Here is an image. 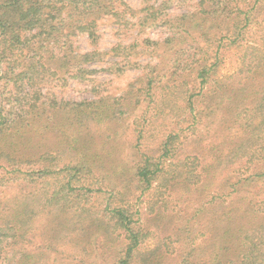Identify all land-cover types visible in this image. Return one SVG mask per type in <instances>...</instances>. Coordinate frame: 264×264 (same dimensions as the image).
Instances as JSON below:
<instances>
[{
    "label": "rangeland",
    "instance_id": "rangeland-1",
    "mask_svg": "<svg viewBox=\"0 0 264 264\" xmlns=\"http://www.w3.org/2000/svg\"><path fill=\"white\" fill-rule=\"evenodd\" d=\"M164 1L115 0L116 14L98 22L99 37L76 36L77 50L97 52L95 60L80 65L87 76L81 80L68 78L74 72L63 73L68 81L53 77L43 87L72 101L109 94L129 97L121 104L124 113L119 118L107 121L105 127L95 124L81 133L73 130V151L60 145V131L49 132L47 147L51 151L61 147L53 175L31 181L25 179L26 172L41 164L8 168L0 163V215L10 214L19 204L27 206L31 221L26 247L44 250L43 264H116L127 239L111 218L115 207L128 210L133 227L144 233L131 264H179L185 258L190 259L188 264H240L244 235L249 233L257 242L260 230L264 234V114L254 109L264 74L261 68L248 72L253 60L248 45L264 53L260 42L264 4L257 9L258 24L247 27L239 44L229 39V21L205 15L203 20L183 22L187 34L178 53L163 57L154 43L172 32L161 23L142 25V18L146 7ZM198 1L190 6L168 1L159 20L187 13ZM232 1L242 6L252 0ZM119 44L135 46L129 62L112 50ZM195 47L203 48L209 62L219 47L220 61L212 82L195 94L191 108L182 90L172 96L161 89L169 83L180 87L197 83L187 69L182 70ZM174 61L181 64L178 72L172 67ZM223 82L229 84L215 107L211 90ZM115 131L120 143L116 147L109 138ZM170 134L173 151L163 156L148 186L138 177L139 167L145 155L162 157ZM87 137L92 140L87 144L90 158L75 151L86 147ZM113 148V155H108ZM67 165L73 171L71 190L66 199L47 205L48 195L67 178Z\"/></svg>",
    "mask_w": 264,
    "mask_h": 264
},
{
    "label": "trees",
    "instance_id": "trees-1",
    "mask_svg": "<svg viewBox=\"0 0 264 264\" xmlns=\"http://www.w3.org/2000/svg\"><path fill=\"white\" fill-rule=\"evenodd\" d=\"M168 1L171 3L173 0L162 2L164 4L161 6L146 7V15L142 18V25L161 23L172 32L167 39L154 43L163 50V57L178 53L179 45L187 34L183 22L203 20L202 16L205 15L221 22L229 21V39L232 44H239L245 40L247 27L252 23L258 24L257 9L264 4V0H252L242 6L232 0H199L196 7L189 8L187 13L159 20L165 16ZM193 1L181 0L189 6ZM114 2L115 0H0V163L8 168L21 163L41 164L42 167L27 171L25 179L37 181L55 172L52 166L60 159L61 147H56L54 151L47 147L49 132L60 131V145H66L69 151H73V130L81 133L95 124L105 127L107 121L115 120L124 113L120 108L121 104L130 100L124 95L116 97L109 94L97 99L72 101L57 96L52 89L43 90L49 81H53V77L60 76L59 80L68 81L66 77H62L63 73L74 72L68 78L81 80L87 76L86 69H82L80 65L95 60L97 52L82 53L77 50L76 36L86 33L92 39L99 37L96 31L98 22L114 13ZM260 42L264 46V33ZM134 48L135 46L119 44L112 50L125 56V62H129L127 59ZM248 49L253 50V60L249 63L251 68L248 72H256L261 68L260 71L264 74V53L257 51V47L252 45H248ZM214 53V60L209 62L203 48L195 47V51H191L184 59L187 63L182 70L187 69L186 72L189 71L197 83L188 82L181 87L171 86L169 83L161 91L173 96L175 91L182 90L188 95L186 98L191 107L195 94L202 93L208 87L209 82H212L211 75L219 67V47ZM172 65L176 72L181 70L178 61H174ZM149 81L151 89L153 80ZM259 82L262 94L255 98L254 109L264 114V76ZM227 84L229 83L223 82L218 88L211 90L213 106L220 104V98L224 95L222 91H225ZM236 95L237 98L239 93ZM263 123L264 121L261 122ZM116 134L115 131L109 136L115 147L120 144ZM173 138V134H170L162 157L145 155L144 165H140L138 170L140 181L148 186L152 184L160 170L163 156H169L173 151L170 147ZM86 139V147H76L75 151L84 158H90L92 153L87 144L92 143V140L88 137ZM76 140L77 138L74 142ZM137 144L141 145V141ZM113 151L114 148L107 154L113 155ZM66 167L69 168L66 171L67 178L58 189L48 195L47 205L67 198L72 187L73 171L71 165ZM13 208L10 214L0 215V264H43L41 256L45 255L44 250L30 251L26 247L31 221V217L26 214L27 206L19 204ZM111 218L115 220L116 227L124 229L127 239L125 252L116 264H131L136 248L144 239V233L133 227L132 215L124 208L115 207ZM256 237L257 242L249 233L244 235L240 264H264V234L261 230ZM257 250L262 251L258 254ZM189 260L185 258V263L179 264H188Z\"/></svg>",
    "mask_w": 264,
    "mask_h": 264
}]
</instances>
